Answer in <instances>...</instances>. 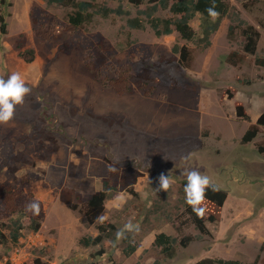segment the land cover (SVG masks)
Wrapping results in <instances>:
<instances>
[{
    "label": "rangeland",
    "instance_id": "374dc122",
    "mask_svg": "<svg viewBox=\"0 0 264 264\" xmlns=\"http://www.w3.org/2000/svg\"><path fill=\"white\" fill-rule=\"evenodd\" d=\"M132 1L122 0L125 15H95L67 54L61 45L37 37L33 18L48 23L38 14L48 12L66 25L73 7L49 5L47 0H0V17L7 23L3 33L0 19V78L19 72L32 90L13 120L0 125V182L21 189L28 175L35 200L43 204L41 229L34 232L25 219L19 244L0 245V264H35L38 258L49 264H114L113 257L120 264H195L204 258L264 264V155L259 152L264 129L253 142H242L264 113V67L257 63L264 59V0H227L230 14L208 48L176 32L157 36ZM140 1L146 7L157 3ZM96 3L119 6L117 0ZM156 15L172 16L163 10ZM136 17L144 28L130 26ZM247 24L261 35L255 54L244 51ZM192 25L200 32L198 18ZM100 40L110 71L131 64L137 83L144 69L151 70V85L156 87L152 96L146 97L136 84L131 95L118 96L84 71L86 56ZM177 45L191 50L189 67L174 53ZM28 48L36 52L32 63L20 56ZM234 52L244 59L237 66L229 62ZM240 105L251 121L238 117ZM110 159L127 173L131 185L112 193L105 203V221L116 230L101 244L84 248L80 240L97 237L99 230L87 224L82 209L102 189ZM188 170L208 175L228 193L222 220L208 223L207 235L189 221L182 192ZM161 173L174 180L167 193L153 190ZM64 188L81 195V201L73 203L77 210L64 202ZM121 193L125 203L116 199ZM2 221L9 224L8 219ZM129 221L140 225L138 234H129V241L140 248L126 257V239L117 241L115 233ZM4 233L8 236L9 229ZM161 233L176 240L173 257L154 245ZM186 237L191 240L183 246Z\"/></svg>",
    "mask_w": 264,
    "mask_h": 264
},
{
    "label": "trees",
    "instance_id": "16d2710c",
    "mask_svg": "<svg viewBox=\"0 0 264 264\" xmlns=\"http://www.w3.org/2000/svg\"><path fill=\"white\" fill-rule=\"evenodd\" d=\"M4 3L5 0H1ZM119 6L114 9L110 7H100L96 3V0H47L49 5L58 6H71L74 8L73 12L69 15L68 24L64 25L60 22L57 15H50L48 12H39L41 18H48L49 22H41L39 17L33 18V23L36 26L35 33L38 38L43 41L56 43L61 45V51L70 54L72 52V46L74 40L79 35L81 29L93 21L95 15H101L104 18H108L113 14L125 15L126 11L122 4V0H117ZM157 2L150 7H146L140 0H133L132 2L138 7L139 13L146 16L151 28L155 31L157 36L172 35L178 33L181 38L187 42L198 43V45L208 48L211 45L212 36L218 32L223 20L230 14V5L227 0H153ZM215 5V10L219 13V16L215 19L210 18L206 9ZM159 10L169 11L172 16L167 18H161L157 16ZM198 18L200 22V32L194 29L192 23ZM2 23V32L6 33V19L4 16L0 17ZM129 24L132 28H144V21L140 17L130 19ZM232 32H234L232 28ZM243 35L245 37L244 51L248 54H255L258 48L260 33L252 25H245L243 29ZM24 44H19V49H23ZM83 65L84 71L87 72L95 81L105 88H111L118 96L131 95L135 90V84L138 88L144 91L146 97L152 96L156 90L154 85H151L153 81L152 72L149 68L144 69L137 83H134L133 65L127 64L119 69L110 71V59L105 53L106 47L103 40L91 48ZM174 53L180 55L181 64L185 67H189L193 61V55L191 50L187 46L180 47L179 45L174 47ZM20 56L27 63L34 62L36 58V52L32 48H28L20 53ZM243 56L239 52H234L229 58V62L232 65L237 66L243 62ZM260 66L264 67V59L257 61ZM238 117L241 120L251 121V117L248 115L246 109L243 106L237 108ZM264 129V113L260 115L256 124H252L243 136V144L253 142L261 130ZM55 141L54 138H51ZM57 151V147L54 149ZM259 152L264 155V145L260 146ZM22 162L28 160L22 156L17 157ZM40 158L46 159V155H40ZM109 164L115 165L116 172H109V176L104 179L103 187L100 191L93 194L88 200L85 208L82 212L85 215L88 225H95L99 230L97 237H83L80 240V245L84 248H90L92 246L101 244L113 231L116 230L114 224L97 221V217L104 213L105 203L109 196L118 192L120 188H127L130 184L127 173L120 167V165L110 159ZM14 171H18V167H13ZM23 188L16 189L13 185L0 182V245H6L9 242L17 245L23 237V233L26 230L24 224L25 219H30V228L34 232H38L41 229V219L43 212V204L39 202L41 206V213L39 216H33L25 211V204L35 200V194L32 189L31 180L28 175L23 178ZM186 181L183 183V189ZM78 187V184L75 188ZM218 187V186H217ZM132 191V190H131ZM183 194L184 191L182 190ZM185 195V194H184ZM62 198L65 203L73 210L78 209V205L73 204L74 200L81 201V195L77 193L76 189L64 188L62 191ZM228 193L218 187V191L212 192L208 190L206 193V199L202 204V207L206 209L205 215L197 217L192 213L191 208L186 204L187 214L189 215V221L195 226V228L202 234H209L208 223H217L222 220V211L225 202L227 201ZM2 218L8 219L9 224H5ZM4 229H9V238L5 235ZM130 237L126 239L127 247L123 253L126 257L133 256L140 245L138 243H132L129 241ZM191 240L190 237H186L182 245L186 246ZM175 242L176 240L166 233H161L156 236L154 245L162 249V254L167 257H173L175 255ZM108 247L111 248L112 243H108ZM264 249V244L263 247ZM99 254H103L100 251ZM114 264H120L116 257H113ZM35 264H49L41 258L35 260ZM195 264H247L240 260H225L217 258H204ZM257 264V263H254Z\"/></svg>",
    "mask_w": 264,
    "mask_h": 264
},
{
    "label": "clouds",
    "instance_id": "9594fccd",
    "mask_svg": "<svg viewBox=\"0 0 264 264\" xmlns=\"http://www.w3.org/2000/svg\"><path fill=\"white\" fill-rule=\"evenodd\" d=\"M210 18H217L219 13L215 10V5L206 9ZM31 88L26 86L25 81L19 72H12L7 79L0 78V125L10 123L15 115L16 108L23 105L26 96L31 94ZM150 166V163H149ZM109 172H116L117 168L113 164L108 165ZM183 175L186 177L184 185L185 203L191 208L192 213L197 217H203L206 209L202 207L206 199L208 190L212 192L218 191V187L212 183L208 175L202 174L197 170H188ZM173 177L165 173H161L157 178V187L153 189L156 193H167L172 187ZM116 199L120 203H125L124 194L121 193ZM25 211L33 216H39L41 206L37 201H30L25 204ZM107 217L101 214L97 217V221L104 222ZM140 232V225L131 221L125 223L122 228L115 233L117 241L129 238V234L135 235ZM159 235V234H158ZM156 239V238H155Z\"/></svg>",
    "mask_w": 264,
    "mask_h": 264
}]
</instances>
